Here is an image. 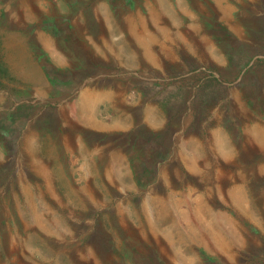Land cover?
Wrapping results in <instances>:
<instances>
[{"label":"rangeland","instance_id":"374dc122","mask_svg":"<svg viewBox=\"0 0 264 264\" xmlns=\"http://www.w3.org/2000/svg\"><path fill=\"white\" fill-rule=\"evenodd\" d=\"M0 264H264V0H0Z\"/></svg>","mask_w":264,"mask_h":264}]
</instances>
